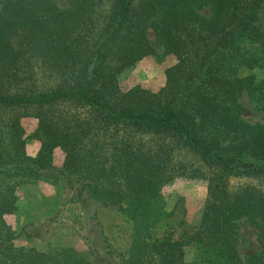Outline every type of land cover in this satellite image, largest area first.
<instances>
[{"label": "trees", "instance_id": "obj_1", "mask_svg": "<svg viewBox=\"0 0 264 264\" xmlns=\"http://www.w3.org/2000/svg\"><path fill=\"white\" fill-rule=\"evenodd\" d=\"M64 1L0 7V264H91L74 247L18 244L6 220L18 188L57 183L56 170L76 200L117 207L127 264H264V189L229 186L231 175H264V122L247 120L241 102L247 92L264 111V78L252 72L264 70V0ZM151 28L177 62L160 89L123 90L120 75L157 51ZM41 74L56 84L41 88ZM26 117L37 120L29 135ZM28 138L41 141L34 156ZM177 176L208 181L199 229L180 240L163 192ZM243 218L262 246L245 257Z\"/></svg>", "mask_w": 264, "mask_h": 264}, {"label": "rangeland", "instance_id": "obj_2", "mask_svg": "<svg viewBox=\"0 0 264 264\" xmlns=\"http://www.w3.org/2000/svg\"><path fill=\"white\" fill-rule=\"evenodd\" d=\"M59 1L61 5H66L64 0ZM3 2L4 0H0V7ZM110 3L111 0H106L105 6L108 7ZM199 10L207 16L212 14V6L208 3ZM149 35L157 51L120 75L119 82L123 90L135 85L151 90L160 89L166 82V69L177 62L174 54L166 53L157 43L152 28ZM248 72V69L244 70V73ZM252 72L259 78H264V70L255 69ZM56 79V76L41 74L38 76V85L46 88L56 84ZM241 102L245 107L244 116L247 120L264 122V111L257 107L247 92L241 96ZM23 123L28 135L37 126V120L33 117L24 118ZM40 146L39 139H27V151L30 155L34 156ZM62 156L63 153L57 150L55 164L58 167L62 164ZM56 173L59 176L57 183L41 180L37 184L18 188L19 209L6 216L7 222L19 233L17 243L31 244L43 250L52 246H70L85 253L91 264H127L121 252L127 245L130 230L117 207L104 204L87 194L81 200H76L66 176L60 170H56ZM244 184L264 189V175L242 174L229 177L232 189ZM163 192L175 204L173 238L184 239L198 230L207 198L208 181L199 176H177L166 183ZM238 226L241 255L245 257L249 253L260 251L262 246L258 230L245 218L238 220ZM191 256V250L187 249L186 257L190 259Z\"/></svg>", "mask_w": 264, "mask_h": 264}]
</instances>
